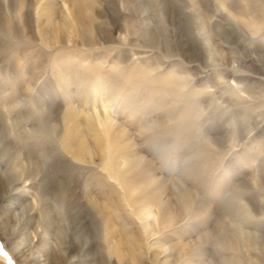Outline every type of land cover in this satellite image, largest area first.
I'll return each mask as SVG.
<instances>
[{
  "label": "rangeland",
  "instance_id": "obj_1",
  "mask_svg": "<svg viewBox=\"0 0 264 264\" xmlns=\"http://www.w3.org/2000/svg\"><path fill=\"white\" fill-rule=\"evenodd\" d=\"M27 172L0 264L29 221L47 264H264V0H0V194Z\"/></svg>",
  "mask_w": 264,
  "mask_h": 264
},
{
  "label": "bare ground",
  "instance_id": "obj_2",
  "mask_svg": "<svg viewBox=\"0 0 264 264\" xmlns=\"http://www.w3.org/2000/svg\"><path fill=\"white\" fill-rule=\"evenodd\" d=\"M74 155L79 157V158L81 157L80 156L81 153H75ZM33 175H35V174H33L31 172L21 173V179L19 181H16L10 187L9 192L0 194V202H7V203L10 202L9 200H11L13 197V195L11 194V193H13V191L15 192V191H18L20 189L22 191H26L25 187H22V185L24 184V182L26 180L27 181L30 179L33 180L34 179ZM24 193H26V192H24ZM183 195L185 196V198ZM181 198L185 199L187 203L188 202L193 203L192 202V196L187 191H184L182 193ZM189 206H192V205L190 204ZM224 213L226 214V216L229 217L231 214V210L226 209L224 211ZM225 224L226 223L221 224V227L218 228L214 233H212V239L217 244V246L222 248V250H232L233 251L236 249V240H235L236 238L234 239L233 237H231L228 230L225 229ZM18 229H20V228H18ZM240 231L245 236H249V233L247 231H245V230H240ZM0 232H1V235L3 237H5L6 241L11 240V239L6 238V236L2 233L1 229H0ZM15 233H17V232H15ZM45 234H46V230L41 231L39 229H35L33 226V223L31 224L29 221V223L26 224L25 228L20 229L17 234H13V237L15 235V236H17V238H20V243L16 242L17 248H14L11 246V248H10L11 254L16 258V260L20 264H47L48 263V262L46 263L47 259L43 258L44 257V255H43L44 247H46V250H48V249H53L54 246L45 237ZM72 251H74V247L70 246L64 254V261L65 262L71 261L70 253Z\"/></svg>",
  "mask_w": 264,
  "mask_h": 264
}]
</instances>
